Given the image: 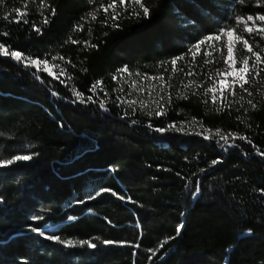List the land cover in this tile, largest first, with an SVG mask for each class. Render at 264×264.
Here are the masks:
<instances>
[{
    "label": "trees",
    "instance_id": "1",
    "mask_svg": "<svg viewBox=\"0 0 264 264\" xmlns=\"http://www.w3.org/2000/svg\"><path fill=\"white\" fill-rule=\"evenodd\" d=\"M45 2L41 9L40 0H0V42L60 64L72 78L54 80L0 57V159L33 156L0 168V264H264V157L256 152L264 151V72L249 74L252 82L244 87L251 97L238 84L226 89L228 101L244 97L228 107L223 97L213 103L204 95L218 78L215 73L227 68L222 57L228 38L214 42L215 51L202 45L192 57L194 45L234 27L237 17L264 15V0H141L149 9L147 17L131 0L126 5L116 0V20L113 9L104 12L113 0ZM42 14L50 19L46 26L40 23ZM33 24L42 27L41 33ZM242 34L264 56V39ZM248 55L243 42L235 41L237 68ZM61 56L65 61L52 59ZM179 57L184 59L177 60L173 72L170 62ZM125 67L129 72L121 78ZM189 69L195 75H186ZM159 76L164 77L163 102L170 98L165 115L149 116L137 104L133 112L117 101L131 86L142 88ZM97 81L103 90L93 99L104 100L107 110L98 102H72L73 88L86 98ZM189 81L201 85L194 89L198 95L183 86ZM193 120L212 132L247 139L224 146L218 138L205 141L148 127ZM214 160L221 163L213 166ZM101 188L127 199L110 193L88 199ZM36 227L97 247H64L32 232Z\"/></svg>",
    "mask_w": 264,
    "mask_h": 264
},
{
    "label": "snow or ice",
    "instance_id": "2",
    "mask_svg": "<svg viewBox=\"0 0 264 264\" xmlns=\"http://www.w3.org/2000/svg\"><path fill=\"white\" fill-rule=\"evenodd\" d=\"M89 2L91 3L92 0H89ZM131 2L134 3L135 5H139L140 8L143 9V15L145 17H147L149 15L148 7L144 6L141 3V0H131ZM240 3L241 4L245 3V0H240ZM119 4L120 5H126V0H119ZM40 7H41V9L47 7L45 0H40ZM116 7H117L116 0H113L112 3H110L108 6L104 7V12L106 14H107L109 8L113 9V14L111 17L113 20H116L120 16V13L116 11ZM14 11H16L17 16L22 15L19 9H15ZM23 15H27V13H23ZM55 15H56V9L52 8L51 9V16L54 17ZM89 15L91 16L92 20H96L97 17H96L95 12H91V13H89ZM5 18H7V17H5ZM256 21H260L262 23L258 25L256 23ZM17 22H19V20ZM23 22L28 23V21L26 19ZM250 22H251V26H250ZM40 23L43 26L48 25L50 23L49 17L43 16V14H42V20ZM241 25H243V28H240ZM115 26L118 27V25H115ZM32 27H33V30L37 34L41 33L42 27L37 26L36 24H33ZM77 28L79 29L80 26H77ZM237 29L240 30L239 34L237 33ZM245 32L249 35V37H252L253 35H255V36H259L262 39H264V15H260V16H256V17H253L251 15H249L247 17H242V16L237 17L234 27L222 28V29L218 30L217 34L208 35L204 39H201L196 45H194V51H192V57H193V59H195L197 52L201 51L202 45H204L206 47V49H211L212 51H215L216 50V44L214 42H220L222 37L228 38L227 43L223 45V47H226V49H227L226 56L222 57L224 64L227 65V68L223 69V70H218L215 73V75L217 77H220L219 84L221 86V88H220L221 96L223 97V100L227 104L228 107H230L231 103H233V102L239 103L240 101H242L244 99V97L241 95L239 100L228 101V97L224 95V88H223V86L227 82L226 77H234L233 84H238L241 91L247 93V95L249 97H251L253 95V93L244 87L246 84H250L252 82V80L250 78H248L249 74L254 73V77H259L261 72H264V68L260 67V65L264 64V56H262L260 54V52H257L254 50V46H258V45H254V43L250 42L249 39L244 38L242 33H245ZM234 41H242L244 49H246L247 53L250 54L248 56L243 57L242 66L239 68L236 67L238 60L236 58H234V48H235ZM71 43L76 44V43H79V41L71 40ZM89 47L94 48V47H96V45H89ZM262 51H264V49H262ZM204 55L205 56H211V51L205 50ZM0 57H10L12 60H14L18 63H22L24 65V67H35L37 69V73L42 71V72L46 73L47 76L52 77L54 80H59L61 76H67L65 68L61 67L60 64L50 63L48 60H45V59L32 58L28 55H25L21 51L13 50V49L9 48L3 42H0ZM253 57H254V59L252 61V64L250 65L249 59L253 58ZM52 59L53 60L59 59L60 61H65V58L63 56L53 57ZM183 59H184V57H179V58L171 60L170 63L173 66V68H172L173 72L176 71L175 66L177 65V60H183ZM67 63H70V61H68ZM205 63H211V60H206ZM53 69H58V71L54 72ZM128 72H129V70L126 67L120 69L121 78H122L124 73H128ZM34 75H35V79L41 80V76L39 74H34ZM186 75L192 76V75H195V73L191 69H189V71L186 73ZM71 79H72L71 76H67V80L70 81ZM156 79L163 81L164 77L159 76V77H156ZM61 83H64V81H61ZM101 83L102 82L97 81L95 84H93L92 87L89 89V91L92 92L93 95L88 96L86 98L84 97V95L82 93H80L79 91H76L75 88H73L72 93H73L74 99L72 102L73 103L78 102L80 104H84L86 102H92V103L98 102L100 108L107 110L105 108V101L104 100L98 99V98H97V100L93 99V97L97 96V90L98 89L101 91L103 90L101 88ZM183 86L186 89H193L192 95H198V93L194 89L201 87V85L196 84L195 81H189L187 84H184ZM229 87H231V85H229ZM162 90H163V86H162ZM209 92H213V88H206L204 91V95H207ZM51 94L53 96L57 95V93L55 91H52ZM105 95H107V93ZM236 95H237V93L233 89L232 96L235 97ZM182 98L186 99L187 96H182ZM116 99L120 103L126 104L128 107L132 108L133 112L136 111V109L133 107V105H135L137 103L136 100L126 101V100H122L121 97H119V96ZM212 100H213V103H216V100H217L216 95L212 96ZM163 101H164V97L160 96L158 100H154L152 102L154 107H152V105H150L149 103H147L145 101H140V104H141L143 109H148L147 114L149 116L155 115V116L159 117L161 115L166 114L165 103H170V98L167 102H163ZM247 104L252 109H255L257 107V104L254 103L253 100H251V99H249L247 101ZM241 106H243V105H241ZM216 110L222 111L223 105H221L220 107H217ZM133 123H136V121H133ZM189 123L192 127V130H188L189 125H185V124L177 125L176 123H171L167 127H156V128H153V126L151 124H149L148 127L157 133L176 131V132L184 133L186 135L202 136L203 140H205V141L218 138V139H216V142L222 143L224 146H229L230 142H232V145L234 146V142L236 140L244 141L247 139L245 136H240V135H237L235 133H223L219 129L215 130V132H212L210 129L204 128L202 124H199V122L195 121V120L190 121ZM248 143L251 144L252 143L251 140H248ZM256 152L261 157H264V151H261L259 148H256ZM32 159H33V156L28 155V154L16 155L11 159H6V160L0 159V168L10 166L17 161H30ZM219 163H221V161L214 160L212 162V165L215 166L216 164H219ZM197 191H199L198 188H197ZM105 193H110L112 196H116L121 200L127 199L126 197H124L123 195H120L119 193H117L116 191H114L111 188H101L99 191L95 192L94 195H90L88 197V199L89 200L96 199L97 197H100ZM77 203H84V201L80 200V201H77ZM133 203H135V202L133 201ZM33 219L34 220H40V219H43V217H33ZM68 219L74 220L75 218L69 217ZM108 222L111 223V221H108ZM182 228H183L182 224L177 227V230H176L177 236L180 235ZM31 231L42 236L45 240L53 241L55 243L63 245L64 247H76L77 244H79L80 246L86 245L90 249H95L97 247V245L95 243L88 241V240L74 242L73 240H64L58 235H46L38 227L32 228ZM248 234H251V229H249ZM174 238L175 237H172V239H174ZM103 243L111 244L113 242L112 241H104ZM166 243H167V240H165L164 243L160 245V247H164V244H166ZM152 252H153V254H155V249H153Z\"/></svg>",
    "mask_w": 264,
    "mask_h": 264
},
{
    "label": "rangeland",
    "instance_id": "3",
    "mask_svg": "<svg viewBox=\"0 0 264 264\" xmlns=\"http://www.w3.org/2000/svg\"><path fill=\"white\" fill-rule=\"evenodd\" d=\"M234 43H235V41H234ZM32 68H35V67H32ZM53 71H54V69H53ZM219 79H220V77L214 79V81L212 80L211 86L209 88H213V92L208 93V95L211 99H212L213 95H216V97H217L216 101H219L222 97L221 92H220L221 86L219 84ZM233 80H234V77H226L227 82L223 86L224 91L226 89H230L231 87H233L235 85V84H233ZM146 83H147V85L142 87V88H137L135 85L131 86L130 93L128 92L127 94H124L123 99L126 101L136 100L137 101L136 104L139 106H141L140 101H145V102L149 103L150 105H152V107H154L152 102L154 100H158L160 96H163L165 84H164V82L157 80V79L156 80H150L149 82H146ZM229 85H231V87H229ZM162 86H163V90H162ZM147 111H148V109H147ZM187 125H189V124H187ZM188 130H192L191 125H189Z\"/></svg>",
    "mask_w": 264,
    "mask_h": 264
}]
</instances>
